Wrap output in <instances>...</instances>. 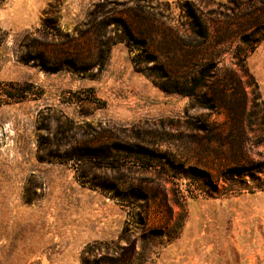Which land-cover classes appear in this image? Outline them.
Here are the masks:
<instances>
[{
	"label": "rangeland",
	"instance_id": "obj_1",
	"mask_svg": "<svg viewBox=\"0 0 264 264\" xmlns=\"http://www.w3.org/2000/svg\"><path fill=\"white\" fill-rule=\"evenodd\" d=\"M0 264H264V0H0Z\"/></svg>",
	"mask_w": 264,
	"mask_h": 264
},
{
	"label": "trees",
	"instance_id": "obj_2",
	"mask_svg": "<svg viewBox=\"0 0 264 264\" xmlns=\"http://www.w3.org/2000/svg\"><path fill=\"white\" fill-rule=\"evenodd\" d=\"M240 169H246V168H244V167H241Z\"/></svg>",
	"mask_w": 264,
	"mask_h": 264
}]
</instances>
